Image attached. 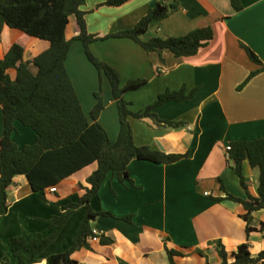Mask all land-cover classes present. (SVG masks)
<instances>
[{"label":"crops","instance_id":"1","mask_svg":"<svg viewBox=\"0 0 264 264\" xmlns=\"http://www.w3.org/2000/svg\"><path fill=\"white\" fill-rule=\"evenodd\" d=\"M103 1L85 2L90 33L107 34L130 28L150 6L175 2L178 9L153 20L141 40L179 37L207 25L213 36L191 56L175 57L163 49V62L157 52H146L128 38H108L90 44L91 52L116 70L121 85L129 79L146 80L141 87L124 94L132 111L142 110L165 91L182 89L188 93L195 89V93L187 101H170L155 110L160 120L182 122L178 127L149 118H128L136 145L188 155L168 164L130 161L127 172L133 184L120 182L117 174L110 172L89 205L94 211L109 212L111 216L99 215L91 222L99 240L91 241L89 236L71 257L78 264H170L167 251H174V264H222L218 248H224L230 261V254L244 242H248L250 254L256 256L264 249V231L253 230L246 237V222L241 218L244 207L224 197L228 192L246 198V191L256 196L259 170L243 160L245 190L225 146L235 140L264 137V70H260L264 65V0H239L240 10H234L230 0H130L117 7L99 6ZM77 34L75 18L70 16L66 37ZM18 41L23 45L25 61L49 47L46 40L3 25L0 58ZM240 43L250 48L261 64L253 62ZM84 56L81 42L74 40L65 65L82 108L88 113L100 84L97 70ZM73 57L78 61L74 69ZM31 71H35L32 66ZM255 71L258 72L247 79ZM10 75L14 76L13 70ZM103 81L107 90L98 122L109 139L115 141L119 131L117 108L105 76ZM14 126L11 139L19 149L34 143L31 128L18 121ZM2 134L0 107V138ZM96 167L93 162L72 173L56 184L54 192L49 187L34 192L23 174L13 177L7 194L8 210L0 217V264H17L8 250L9 238L22 232L42 236L51 233L49 221L61 211L50 203L65 206L75 202L90 187L86 179ZM39 195L46 202L40 201ZM215 197L223 199L216 202L212 200ZM251 215L255 227L264 223V208ZM83 217V207L73 211L33 264H45L47 256L68 249ZM104 238L111 241L104 242Z\"/></svg>","mask_w":264,"mask_h":264},{"label":"trees","instance_id":"2","mask_svg":"<svg viewBox=\"0 0 264 264\" xmlns=\"http://www.w3.org/2000/svg\"><path fill=\"white\" fill-rule=\"evenodd\" d=\"M130 0H104L99 6L117 7ZM86 0H0V26L17 29L25 35L46 40L49 47L30 60L23 59L24 48L21 42H13L0 58V107L3 113V134L0 138V217L8 210L7 194L13 177L23 174L34 192L56 186L58 182L79 169L96 162V169L87 177L89 188L65 206L50 203L61 214L50 221L51 233L42 236L40 233L22 232L8 239V250L17 264L38 262L39 253L57 236L68 216L79 207L84 208V217L74 234L71 246L63 252L47 256L45 264H78L71 254L92 235L91 222L99 215L111 216L105 211H94L90 199L97 196L98 190L107 175L116 173L120 182L133 184L127 172L130 161L146 160L154 163H173L188 154L165 153L148 146L134 143L129 117L135 119L149 118L163 122L166 126L178 127L180 121L160 120L155 110L170 101L182 102L191 99L195 89L184 91H165L145 108L132 111L124 94L146 83L145 79H129L121 85L116 70L106 62L94 56L90 44L108 38H128L139 44L144 51H155L159 54L168 49L175 57L194 55L212 39L211 26L196 28L179 37H153L141 40L153 20H159L176 11L175 2L163 4L157 2L150 6L147 13L134 26L107 34L90 33L86 26L87 11L83 9ZM234 10H240L239 0H230ZM74 16L78 34L68 39L66 28L69 17ZM74 40L80 41L87 60L99 74V84L105 76L115 101L119 131L115 141H111L106 130L98 122L104 108L99 91L94 92L96 99L92 109L86 113L74 88L72 79L65 65V60ZM248 57L261 64L258 56L243 43ZM31 66L35 71H31ZM14 71V76L10 71ZM260 70H264V65ZM256 72H252L247 79ZM246 79V80H247ZM31 128L35 133L32 144L18 148L11 135L16 131L14 122ZM226 154L231 162L240 185L246 190L242 175V162L247 160L252 167L259 170L257 195L246 191V198H239L226 192L225 199L242 204L245 212L241 218L246 222V237L253 230L264 231V223L252 225V212L264 208V137L253 140H235L228 143ZM219 179V178H218ZM81 186V185H80ZM221 188L223 185L221 183ZM223 198L212 200L219 202ZM39 200H46L39 195ZM129 221V217L123 218ZM110 242L109 238L102 239ZM222 264H264V249L256 256L249 251L248 242L240 244L230 256L223 247L218 248ZM174 251H167L170 264H174Z\"/></svg>","mask_w":264,"mask_h":264},{"label":"rangeland","instance_id":"3","mask_svg":"<svg viewBox=\"0 0 264 264\" xmlns=\"http://www.w3.org/2000/svg\"><path fill=\"white\" fill-rule=\"evenodd\" d=\"M92 54H93V53H92ZM93 55H94V54H93ZM94 56H95V55H94ZM84 58H85V56H84ZM85 60H86V58H85ZM86 61H87V60H86ZM87 62H88V61H87ZM75 64H78V61H76L75 58L73 57V58H72V61H71V68H72V69H74L73 66L76 67ZM88 64H89L93 69H95V68H94L89 62H88ZM104 81H105V80H104ZM104 81L100 83V85L98 86L97 90L95 91V92L99 91V93H100L102 99H103V97L105 96L104 94L106 93V90H107V87H105V84H106V83H104Z\"/></svg>","mask_w":264,"mask_h":264},{"label":"built area","instance_id":"4","mask_svg":"<svg viewBox=\"0 0 264 264\" xmlns=\"http://www.w3.org/2000/svg\"><path fill=\"white\" fill-rule=\"evenodd\" d=\"M228 149H229V145H226V146H225V151L227 152ZM49 190H50L51 192L56 191V186H51V187H49ZM205 194H207V192H206ZM89 239H90L91 241H98V240H99V234H98V231L95 230V229H93V230H92V235L89 237Z\"/></svg>","mask_w":264,"mask_h":264}]
</instances>
